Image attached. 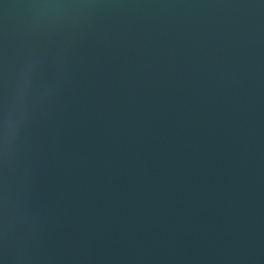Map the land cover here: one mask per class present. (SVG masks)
I'll return each instance as SVG.
<instances>
[{"label":"water","instance_id":"95a60500","mask_svg":"<svg viewBox=\"0 0 264 264\" xmlns=\"http://www.w3.org/2000/svg\"><path fill=\"white\" fill-rule=\"evenodd\" d=\"M0 264H264V0H0Z\"/></svg>","mask_w":264,"mask_h":264}]
</instances>
